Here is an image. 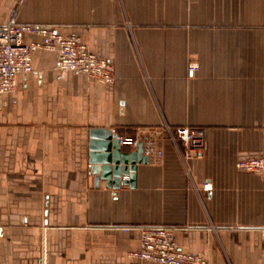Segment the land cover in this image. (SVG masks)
Segmentation results:
<instances>
[{
  "label": "crops",
  "instance_id": "1",
  "mask_svg": "<svg viewBox=\"0 0 264 264\" xmlns=\"http://www.w3.org/2000/svg\"><path fill=\"white\" fill-rule=\"evenodd\" d=\"M13 16L78 36L114 81L38 51L2 97L0 264H130L142 226L209 264H264V176L235 167L264 153V0H20ZM166 127L204 130L202 154L182 163ZM93 129L163 157L114 197L88 172Z\"/></svg>",
  "mask_w": 264,
  "mask_h": 264
},
{
  "label": "built area",
  "instance_id": "2",
  "mask_svg": "<svg viewBox=\"0 0 264 264\" xmlns=\"http://www.w3.org/2000/svg\"><path fill=\"white\" fill-rule=\"evenodd\" d=\"M38 51L55 54L53 68L56 71L74 72L104 85L114 81L112 64L91 53L78 36L63 35L50 27L19 24L10 20L0 26V108L2 97L14 92L17 78L32 74V56ZM196 69L195 64L188 66L191 73ZM165 131L182 163L202 154L204 130L190 127L171 130L166 127ZM116 140L120 146H135L138 143L137 138L132 137H116ZM142 144L148 163L159 164L163 152L156 140L148 137ZM235 167L245 173L264 176V153L240 160ZM203 190L209 191L208 184L203 185ZM138 233V247L128 255L130 264H209L199 255L180 251L173 230L142 226L138 228Z\"/></svg>",
  "mask_w": 264,
  "mask_h": 264
},
{
  "label": "water",
  "instance_id": "3",
  "mask_svg": "<svg viewBox=\"0 0 264 264\" xmlns=\"http://www.w3.org/2000/svg\"><path fill=\"white\" fill-rule=\"evenodd\" d=\"M89 137L88 172L93 176L94 188L104 183L114 197L122 187L134 189L137 166L148 164L142 142L135 145L134 151L122 152L115 135L108 130L93 129Z\"/></svg>",
  "mask_w": 264,
  "mask_h": 264
},
{
  "label": "rangeland",
  "instance_id": "4",
  "mask_svg": "<svg viewBox=\"0 0 264 264\" xmlns=\"http://www.w3.org/2000/svg\"><path fill=\"white\" fill-rule=\"evenodd\" d=\"M19 3H20V0H0V23L6 22V20L10 18L12 15L17 16ZM8 7H10V10H6ZM1 227H2V235H3V226L1 225Z\"/></svg>",
  "mask_w": 264,
  "mask_h": 264
}]
</instances>
